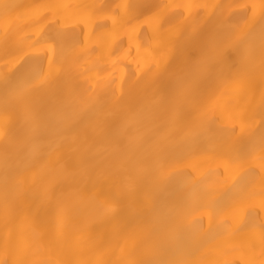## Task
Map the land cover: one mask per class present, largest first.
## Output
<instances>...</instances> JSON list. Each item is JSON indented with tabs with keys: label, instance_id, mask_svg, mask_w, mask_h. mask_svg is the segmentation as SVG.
<instances>
[{
	"label": "bare ground",
	"instance_id": "bare-ground-1",
	"mask_svg": "<svg viewBox=\"0 0 264 264\" xmlns=\"http://www.w3.org/2000/svg\"><path fill=\"white\" fill-rule=\"evenodd\" d=\"M0 264H264V0H0Z\"/></svg>",
	"mask_w": 264,
	"mask_h": 264
}]
</instances>
